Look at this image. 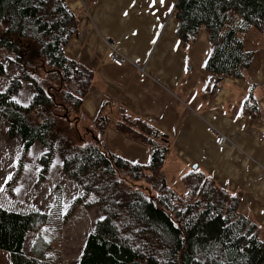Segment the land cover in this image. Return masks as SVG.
I'll return each mask as SVG.
<instances>
[{
	"label": "trees",
	"instance_id": "obj_1",
	"mask_svg": "<svg viewBox=\"0 0 264 264\" xmlns=\"http://www.w3.org/2000/svg\"><path fill=\"white\" fill-rule=\"evenodd\" d=\"M175 36L193 42L204 30L211 51L204 70L242 78L252 51L242 35H264V0H177ZM77 32L67 0H0V49L18 63L17 75L0 90V117L7 135L19 137L21 154L0 192V250L11 264H61L62 229L79 205L98 207L77 264H264V239L254 218L240 210V197L202 171L191 169L181 183L182 201L161 171L169 153L168 135L146 121L122 113L119 132L149 147L146 164L131 162L99 141L107 116L95 119L94 135L79 130L83 99L93 73L67 57L64 48ZM4 69L0 63V75ZM40 73L43 76H40ZM26 81L33 91L27 105L13 97ZM243 112L253 120L261 109L252 92ZM38 142V181L54 161L82 194L62 209V188L42 212L16 196L29 150Z\"/></svg>",
	"mask_w": 264,
	"mask_h": 264
},
{
	"label": "crops",
	"instance_id": "obj_2",
	"mask_svg": "<svg viewBox=\"0 0 264 264\" xmlns=\"http://www.w3.org/2000/svg\"><path fill=\"white\" fill-rule=\"evenodd\" d=\"M176 1L67 0L77 32L64 53L93 73L78 125L83 133L90 132L89 137L96 132L95 119L107 116L99 141L131 162L146 164L149 147L119 132L116 120L125 113L146 121L168 135V154L175 167L165 159L166 171L173 169L181 181L196 165L239 196L240 210L264 228V43L255 46L252 29L242 35L244 48L253 53L242 78L211 74L203 68L211 51L205 31L200 30L191 43L175 36ZM106 40L116 43L118 53L129 61L115 66L108 58ZM250 92L261 109L262 118L257 120L242 109ZM210 127L225 134L223 146L216 145ZM162 172L167 181V172ZM67 179L63 203L80 191L78 183ZM83 209L96 214L94 227L101 211Z\"/></svg>",
	"mask_w": 264,
	"mask_h": 264
},
{
	"label": "rangeland",
	"instance_id": "obj_3",
	"mask_svg": "<svg viewBox=\"0 0 264 264\" xmlns=\"http://www.w3.org/2000/svg\"><path fill=\"white\" fill-rule=\"evenodd\" d=\"M252 30L257 38L255 46H261L264 43V35L254 28H252ZM254 35L253 38H255ZM0 63L4 69L3 75H0V90H4L10 79L17 75L18 63L13 56L4 49H0ZM40 76H43V74L40 73ZM32 95V89L26 81H23L21 89L13 98L17 102L27 105ZM260 118L262 117L260 116ZM78 127L82 132V128L79 125ZM21 148L22 142L20 138L17 136L13 138L8 137L6 125L0 117V187L3 188L5 183L9 180L8 177L13 174L14 167L21 154ZM42 151L44 150H42V146L38 142L33 144L29 150L24 170L18 179L17 186L15 187V193L20 202L26 203L42 212H47L53 203L54 187L60 185L63 191V186H66V182L68 181L67 178L69 176L62 171L61 163H59L60 157L56 156L46 178L43 181H38V172L40 168L39 157ZM165 159L169 166L175 167L171 155L167 154ZM161 171L167 172L166 176L169 187L175 191L182 201H187L188 192L182 185L180 177L177 175L176 171L173 169L171 171H166V166L162 167ZM75 182L74 185H76ZM81 194L82 192L80 189L71 201L66 200L64 203L62 194L63 211L67 210L73 200ZM82 207L84 208L83 205H79L78 208L75 209L73 215L62 229L61 264L78 263L84 240L87 234L92 231L93 219L96 214L86 211ZM263 230L264 228L260 227V236L264 239ZM0 264H11L9 255L3 250H0Z\"/></svg>",
	"mask_w": 264,
	"mask_h": 264
},
{
	"label": "built area",
	"instance_id": "obj_4",
	"mask_svg": "<svg viewBox=\"0 0 264 264\" xmlns=\"http://www.w3.org/2000/svg\"><path fill=\"white\" fill-rule=\"evenodd\" d=\"M106 44L109 48L108 58L109 60L117 67H120L129 61L128 58L118 53L116 43L106 40ZM134 67L138 68L139 64H133ZM220 88L216 87L215 91L219 92ZM210 134L215 137L217 146H223L227 142V137L222 132H219L217 129L210 127Z\"/></svg>",
	"mask_w": 264,
	"mask_h": 264
},
{
	"label": "snow or ice",
	"instance_id": "obj_5",
	"mask_svg": "<svg viewBox=\"0 0 264 264\" xmlns=\"http://www.w3.org/2000/svg\"><path fill=\"white\" fill-rule=\"evenodd\" d=\"M161 3H163V0H161ZM127 14V13H126ZM154 42V41H153ZM8 179H11V176L8 177ZM4 189L0 187V192H2ZM18 191V190H17Z\"/></svg>",
	"mask_w": 264,
	"mask_h": 264
},
{
	"label": "water",
	"instance_id": "obj_6",
	"mask_svg": "<svg viewBox=\"0 0 264 264\" xmlns=\"http://www.w3.org/2000/svg\"><path fill=\"white\" fill-rule=\"evenodd\" d=\"M193 169H196L197 167H196V165H193V167H192Z\"/></svg>",
	"mask_w": 264,
	"mask_h": 264
}]
</instances>
